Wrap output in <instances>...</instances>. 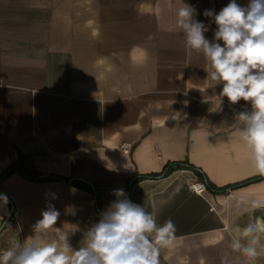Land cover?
Wrapping results in <instances>:
<instances>
[{
    "label": "crops",
    "instance_id": "crops-1",
    "mask_svg": "<svg viewBox=\"0 0 264 264\" xmlns=\"http://www.w3.org/2000/svg\"><path fill=\"white\" fill-rule=\"evenodd\" d=\"M184 3L210 25L212 40L216 26L203 12L218 13L229 0ZM180 6L0 0V194L8 197L0 206V252L34 235L49 205L60 213L54 227L78 248L123 189L146 208L151 198L169 201L158 223L171 218L177 239L162 250L161 264H222L225 257L241 264L228 249L231 229L264 218V209L236 207L239 198L264 199V175L232 135L234 114L250 105L221 102L220 86L208 88L203 57L174 30ZM167 164L178 166L161 173ZM193 181L207 190L192 192ZM55 238L49 230L46 239Z\"/></svg>",
    "mask_w": 264,
    "mask_h": 264
},
{
    "label": "clouds",
    "instance_id": "clouds-1",
    "mask_svg": "<svg viewBox=\"0 0 264 264\" xmlns=\"http://www.w3.org/2000/svg\"><path fill=\"white\" fill-rule=\"evenodd\" d=\"M181 4L174 30L183 34L186 49L203 57L208 88L220 86L221 102L226 97L230 104L244 101L250 105L234 114L237 126L232 135L246 150L250 166L264 175V0H249L247 5L229 0L218 13L206 9L203 15L216 26L212 40L205 36L210 25L195 19V7L184 0ZM109 170L115 169L109 166ZM113 194L116 199L87 229L78 248L70 245L68 231L54 227L60 213L49 205L33 226L34 235L0 252V264H161L162 250L171 249L177 239L171 218L158 223L169 201L151 198L149 211L132 202L123 189ZM7 203L8 197L0 194V206ZM241 205L264 209V199L239 198L236 207ZM53 229L56 238L47 240ZM231 231L228 249L238 254L241 264L264 259V218L256 217L243 227L234 225ZM222 264L232 261L225 257Z\"/></svg>",
    "mask_w": 264,
    "mask_h": 264
},
{
    "label": "built area",
    "instance_id": "built-area-1",
    "mask_svg": "<svg viewBox=\"0 0 264 264\" xmlns=\"http://www.w3.org/2000/svg\"><path fill=\"white\" fill-rule=\"evenodd\" d=\"M123 149L125 152L129 151V144H125L123 146ZM190 189L192 192L196 193V194H202L203 192H205L207 190V184L203 181H193L190 183ZM16 214V212L14 213Z\"/></svg>",
    "mask_w": 264,
    "mask_h": 264
},
{
    "label": "trees",
    "instance_id": "trees-1",
    "mask_svg": "<svg viewBox=\"0 0 264 264\" xmlns=\"http://www.w3.org/2000/svg\"><path fill=\"white\" fill-rule=\"evenodd\" d=\"M177 166H178V164L177 165H169V164H167L164 167V169H163V171L161 173H169V172L173 171L174 168L177 167ZM75 184L80 186V187H82V188H84V189H89V186H87L85 184H80V183H75Z\"/></svg>",
    "mask_w": 264,
    "mask_h": 264
},
{
    "label": "water",
    "instance_id": "water-1",
    "mask_svg": "<svg viewBox=\"0 0 264 264\" xmlns=\"http://www.w3.org/2000/svg\"><path fill=\"white\" fill-rule=\"evenodd\" d=\"M13 211H14V207L11 206L10 212H9V214L7 215V217L5 218L4 223H3V226H4V224L9 220V218L11 217V215L13 214ZM2 228H3V227H2ZM2 228H1V229H2Z\"/></svg>",
    "mask_w": 264,
    "mask_h": 264
}]
</instances>
